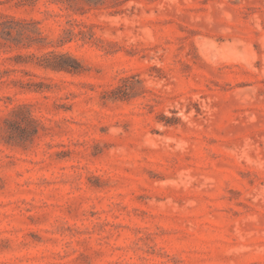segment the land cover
<instances>
[{
    "label": "rangeland",
    "instance_id": "374dc122",
    "mask_svg": "<svg viewBox=\"0 0 264 264\" xmlns=\"http://www.w3.org/2000/svg\"><path fill=\"white\" fill-rule=\"evenodd\" d=\"M0 264H264V0H0Z\"/></svg>",
    "mask_w": 264,
    "mask_h": 264
},
{
    "label": "trees",
    "instance_id": "16d2710c",
    "mask_svg": "<svg viewBox=\"0 0 264 264\" xmlns=\"http://www.w3.org/2000/svg\"><path fill=\"white\" fill-rule=\"evenodd\" d=\"M47 65H50L54 69H64V68H67V65L62 64L60 62L48 63Z\"/></svg>",
    "mask_w": 264,
    "mask_h": 264
}]
</instances>
